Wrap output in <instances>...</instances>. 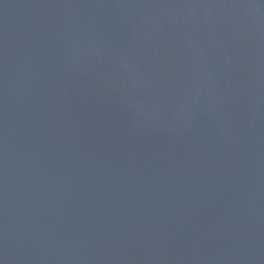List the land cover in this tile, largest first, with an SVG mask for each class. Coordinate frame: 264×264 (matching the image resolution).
I'll return each instance as SVG.
<instances>
[{"label": "water", "instance_id": "1", "mask_svg": "<svg viewBox=\"0 0 264 264\" xmlns=\"http://www.w3.org/2000/svg\"><path fill=\"white\" fill-rule=\"evenodd\" d=\"M0 264H264V0H0Z\"/></svg>", "mask_w": 264, "mask_h": 264}]
</instances>
